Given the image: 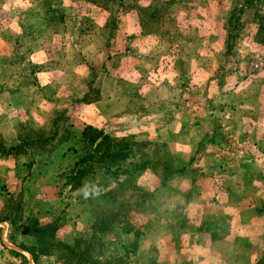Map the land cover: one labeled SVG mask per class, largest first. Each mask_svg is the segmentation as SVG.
I'll return each mask as SVG.
<instances>
[{"label":"rangeland","instance_id":"rangeland-1","mask_svg":"<svg viewBox=\"0 0 264 264\" xmlns=\"http://www.w3.org/2000/svg\"><path fill=\"white\" fill-rule=\"evenodd\" d=\"M2 159L0 264H264V0H0Z\"/></svg>","mask_w":264,"mask_h":264},{"label":"crops","instance_id":"crops-1","mask_svg":"<svg viewBox=\"0 0 264 264\" xmlns=\"http://www.w3.org/2000/svg\"><path fill=\"white\" fill-rule=\"evenodd\" d=\"M12 166H14V165H12L9 160L2 159V162L0 161V184L4 183V182H7L10 177H13V175L18 176V174L19 175L20 174H25V175L28 176L29 173H30L28 166L27 167H23V168H17L16 166H14L15 167L14 169L11 168ZM32 173H33V171L31 172V174ZM31 178L32 177H30V179ZM32 179H34V178H32ZM37 180L41 181L42 179H37ZM4 263H6V262H3V264Z\"/></svg>","mask_w":264,"mask_h":264},{"label":"trees","instance_id":"trees-1","mask_svg":"<svg viewBox=\"0 0 264 264\" xmlns=\"http://www.w3.org/2000/svg\"><path fill=\"white\" fill-rule=\"evenodd\" d=\"M32 230V229H31ZM36 230H38V232H39V229H36ZM41 231V230H40Z\"/></svg>","mask_w":264,"mask_h":264},{"label":"water","instance_id":"water-1","mask_svg":"<svg viewBox=\"0 0 264 264\" xmlns=\"http://www.w3.org/2000/svg\"><path fill=\"white\" fill-rule=\"evenodd\" d=\"M5 240V239H4Z\"/></svg>","mask_w":264,"mask_h":264}]
</instances>
